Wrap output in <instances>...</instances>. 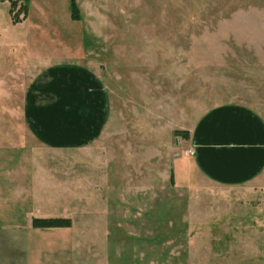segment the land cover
<instances>
[{
	"label": "rangeland",
	"instance_id": "obj_1",
	"mask_svg": "<svg viewBox=\"0 0 264 264\" xmlns=\"http://www.w3.org/2000/svg\"><path fill=\"white\" fill-rule=\"evenodd\" d=\"M74 1L76 9L73 0H29L26 18L18 3L13 14H20L25 32L11 21L10 0H0V195H14L24 202L19 209L37 218L72 220L88 213L105 217L95 208L104 201L168 204L199 197L188 186L207 182L191 164L189 139L175 132L189 131L221 104H243L264 116V34L250 33L248 24L249 10H260L257 20L263 21L264 0ZM58 63L90 68L108 91L109 125L97 142L81 149L44 147L25 124L29 83ZM253 191L214 193L239 202L240 217L249 219L261 216L255 207L264 201V192L253 197ZM168 211L155 217L166 227L164 238ZM151 223L131 234L155 233L148 230ZM136 240L141 243L128 237L126 264H144L139 256L145 246L136 250ZM163 240L159 262L168 264ZM95 241L100 254L105 238ZM106 256L111 264L119 258L112 249Z\"/></svg>",
	"mask_w": 264,
	"mask_h": 264
},
{
	"label": "crops",
	"instance_id": "obj_2",
	"mask_svg": "<svg viewBox=\"0 0 264 264\" xmlns=\"http://www.w3.org/2000/svg\"><path fill=\"white\" fill-rule=\"evenodd\" d=\"M255 11L248 13L249 32L264 34V11L261 22L257 20L260 10ZM11 21L26 32L22 20L14 23L11 17ZM26 58L25 65L29 66L30 55ZM23 112L29 132L42 146L81 149L97 142L109 125L108 91L90 68L58 63L40 71L29 83ZM189 132L191 164L207 182L188 186L199 197L191 195L188 200L168 204L154 200L104 201L105 206L95 207L102 210L103 218L88 213V218L71 219L69 228L47 229L33 227L37 217L19 209L24 202L15 200L14 195H0V264H111L106 256L111 249L119 257L114 264H126L122 254L125 248H131L128 237L141 239L134 246L136 250L145 246L139 256L144 264L161 263L158 251L162 238L168 247V264H264V201L255 207L261 216L244 219L239 202L218 199L214 193L238 192L244 187L254 189L250 192L253 197L264 192V116L243 104H221L207 110ZM137 191L143 192H132ZM207 195L216 199H207ZM229 205L230 213L225 211ZM165 208L169 209L166 214L170 222L164 238L166 227L155 217ZM113 215L119 218H111ZM141 218L145 224L154 222L148 230L155 233L143 237L131 234L146 227ZM101 235L105 238L103 252L97 254L100 241L95 238ZM81 249L86 252L81 254Z\"/></svg>",
	"mask_w": 264,
	"mask_h": 264
},
{
	"label": "trees",
	"instance_id": "obj_3",
	"mask_svg": "<svg viewBox=\"0 0 264 264\" xmlns=\"http://www.w3.org/2000/svg\"><path fill=\"white\" fill-rule=\"evenodd\" d=\"M23 1V2H22ZM11 7H10V12L13 14L16 9L21 7L20 11L18 13H24L25 18L27 17V13L29 11V0H10ZM18 3H22L23 5L20 4V6L17 8ZM27 3V4H26ZM73 7L76 9L77 6L75 4V1L73 0L72 2ZM20 14H13V21L14 23H18L21 20L19 19ZM175 135L181 136L185 139L190 138V132L189 131H182L178 130L175 132ZM72 226V220L70 218H34L33 219V227L35 228H47V229H52V228H69Z\"/></svg>",
	"mask_w": 264,
	"mask_h": 264
}]
</instances>
